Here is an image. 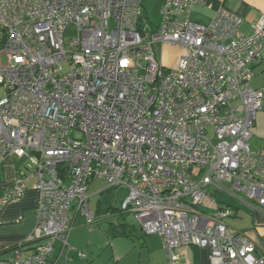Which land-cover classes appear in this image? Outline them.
Here are the masks:
<instances>
[{"label":"built area","instance_id":"built-area-1","mask_svg":"<svg viewBox=\"0 0 264 264\" xmlns=\"http://www.w3.org/2000/svg\"><path fill=\"white\" fill-rule=\"evenodd\" d=\"M143 1L0 0V165L16 157L30 168L2 204L31 182L40 195L32 254L15 249L0 264H54L74 218L95 221V180L128 190L121 213L163 238L167 264H181L185 246L208 250L210 264H264L226 225L234 210L216 200L226 182L264 207V150L250 144L264 16L244 34L226 10L207 26L194 22L205 0H163L149 34ZM158 47L182 50L175 70Z\"/></svg>","mask_w":264,"mask_h":264},{"label":"crops","instance_id":"crops-1","mask_svg":"<svg viewBox=\"0 0 264 264\" xmlns=\"http://www.w3.org/2000/svg\"><path fill=\"white\" fill-rule=\"evenodd\" d=\"M160 3V8H162L163 0ZM220 10H226L240 17L243 20L240 32L250 34L252 24L264 16V0H205L203 5L195 8L192 19L198 24L207 26ZM254 74L252 87L263 92V100L262 110L257 114L250 143L252 150L260 151L264 150V62L254 66ZM23 161L11 157L0 165V256L2 257H9L10 252L15 249L21 251L22 257H28L35 247V244L30 242V238L37 225L40 195L33 189L32 182L21 197L13 198L6 204H2L19 172L27 174L23 169ZM242 196L244 195L242 194ZM237 201L241 208H244H237L234 215L238 216L241 211L244 216L246 215L247 223L243 229L236 230L230 226L229 229L243 233L257 246L259 256H264V207L258 206L256 202L248 200L245 196L237 198ZM114 209L112 208V212ZM117 212L118 209L115 213ZM71 214L74 216L73 212ZM213 214H215L214 211ZM79 218H81L80 221L86 223L85 218L80 215L74 218V228L69 235L68 247L64 248L61 243L57 242L60 245L54 248L52 255L54 264H98V260L103 257L100 252L103 250L104 244L105 246L109 245L110 256H112L110 258H113L116 264H122L124 261H128V264H140L144 261L147 264H167L161 236L147 235L141 229L143 237H147L143 238L142 244L147 252L141 251L134 255L135 250L131 245L117 239H132L135 236L134 231L128 226L126 231L132 234L131 237L119 234L124 230L122 225L112 226L109 224L107 230H103L100 226H94L96 217L89 226L82 222L77 226ZM80 253L85 254L84 259L79 257ZM156 254L158 256L155 258ZM180 255L181 264H210L209 251L203 248L185 246L180 249Z\"/></svg>","mask_w":264,"mask_h":264},{"label":"rangeland","instance_id":"rangeland-1","mask_svg":"<svg viewBox=\"0 0 264 264\" xmlns=\"http://www.w3.org/2000/svg\"><path fill=\"white\" fill-rule=\"evenodd\" d=\"M161 0H144L142 6V13L143 17L145 18L143 24L141 25L142 28L148 32L149 34L156 31L158 26L162 22V15H161ZM73 30H70L67 35L66 39L73 38ZM158 58L161 63L170 70H175L178 65V61L182 56L183 52L180 48L177 47H158ZM1 93V92H0ZM212 132V129L210 130ZM251 144V143H250ZM23 169L26 173L30 172V168L28 166V161H23ZM219 186L223 189L216 194L217 201L219 202L222 208L230 207L232 208L233 215L232 217L225 219L226 225L233 229H243L247 223V219L240 211L238 216H235L236 209L241 208L239 205L240 203L237 201V198H242V194L233 188L232 184L226 182H219ZM89 194L90 198V208L91 211L94 213L96 217V222L94 226H100L103 230L108 229L109 224L112 226H120L125 225L128 226L130 229L134 231L135 236L132 239H121L117 238L118 240H122L125 244L131 245L132 249L135 250V254H139L141 251H146V249L142 246L143 244V233L141 231V226L136 218L134 213H120V204L126 198L128 194V190L126 188H118V189H110L105 181L97 180L90 182L89 186ZM254 202V201H252ZM112 208L118 209V212H112ZM210 214L213 215V211H210ZM79 218L78 224H81ZM85 222V221H83ZM82 222V223H83ZM87 225L86 223H83ZM89 226V225H88ZM95 228V227H94ZM76 230V229H75ZM145 236V235H144ZM107 237V236H106ZM70 236L68 238V241ZM116 239V240H117ZM60 244L57 243L55 246L56 248ZM103 257L98 260V264H116L113 258H110V247L109 245L105 246L103 250L100 252ZM139 256V255H138ZM158 255H155V258ZM144 261V260H143ZM122 264H128V261H124ZM140 264H147V262H141Z\"/></svg>","mask_w":264,"mask_h":264},{"label":"trees","instance_id":"trees-1","mask_svg":"<svg viewBox=\"0 0 264 264\" xmlns=\"http://www.w3.org/2000/svg\"><path fill=\"white\" fill-rule=\"evenodd\" d=\"M114 212H116V209H114L113 210ZM122 227H123V231H121V233H119L120 235H122V236H129V237H131L132 236V234L130 233H128L126 230H127V226H125V225H122Z\"/></svg>","mask_w":264,"mask_h":264}]
</instances>
